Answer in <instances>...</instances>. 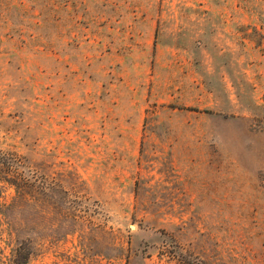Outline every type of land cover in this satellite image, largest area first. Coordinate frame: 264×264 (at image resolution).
<instances>
[{
  "label": "rangeland",
  "instance_id": "obj_1",
  "mask_svg": "<svg viewBox=\"0 0 264 264\" xmlns=\"http://www.w3.org/2000/svg\"><path fill=\"white\" fill-rule=\"evenodd\" d=\"M0 153V264H264V0H0Z\"/></svg>",
  "mask_w": 264,
  "mask_h": 264
},
{
  "label": "trees",
  "instance_id": "obj_2",
  "mask_svg": "<svg viewBox=\"0 0 264 264\" xmlns=\"http://www.w3.org/2000/svg\"><path fill=\"white\" fill-rule=\"evenodd\" d=\"M0 173L3 174V176H5V178H11L9 176L12 175L13 171L11 170V166H9V164L4 161L3 156L0 153ZM27 258V254H25V259ZM24 263H26V260L23 261Z\"/></svg>",
  "mask_w": 264,
  "mask_h": 264
}]
</instances>
